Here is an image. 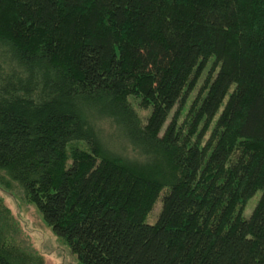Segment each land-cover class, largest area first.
<instances>
[{"label": "trees", "instance_id": "obj_1", "mask_svg": "<svg viewBox=\"0 0 264 264\" xmlns=\"http://www.w3.org/2000/svg\"><path fill=\"white\" fill-rule=\"evenodd\" d=\"M0 188L81 264H264V0H0Z\"/></svg>", "mask_w": 264, "mask_h": 264}, {"label": "rangeland", "instance_id": "obj_2", "mask_svg": "<svg viewBox=\"0 0 264 264\" xmlns=\"http://www.w3.org/2000/svg\"><path fill=\"white\" fill-rule=\"evenodd\" d=\"M207 73L201 78L196 91L189 98L184 108L179 111L178 123L182 125L189 112L191 103L197 96L199 88L203 85ZM136 112L142 119L150 115V111L142 110L138 101L131 100ZM174 110L167 124L171 122ZM211 133V128L207 138ZM261 192L254 196L244 209V217L249 218L257 206ZM162 205L155 207L147 222L153 224L157 221ZM0 243L18 250L27 255L29 260L39 264H81L70 252L69 248L61 242L44 222L40 212L33 204L26 202L21 192H6L0 188ZM36 261V262H35Z\"/></svg>", "mask_w": 264, "mask_h": 264}]
</instances>
